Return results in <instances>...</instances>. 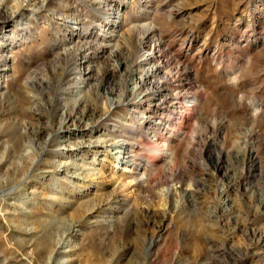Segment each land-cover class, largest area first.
I'll return each instance as SVG.
<instances>
[{"label":"rangeland","instance_id":"1","mask_svg":"<svg viewBox=\"0 0 264 264\" xmlns=\"http://www.w3.org/2000/svg\"><path fill=\"white\" fill-rule=\"evenodd\" d=\"M0 264H264V0H0Z\"/></svg>","mask_w":264,"mask_h":264},{"label":"bare ground","instance_id":"2","mask_svg":"<svg viewBox=\"0 0 264 264\" xmlns=\"http://www.w3.org/2000/svg\"><path fill=\"white\" fill-rule=\"evenodd\" d=\"M11 19V18H10ZM114 25H116V23L114 24ZM155 47V46H154ZM156 50V49H155ZM150 51H152V50H150ZM149 51V52H150ZM156 52V51H155ZM152 53H154V52H151V53H149V54H147V58H146V60H154V58H155V53L154 54H152ZM143 57H145V56H143ZM157 58V57H156ZM152 62H154V61H152ZM157 63V62H156ZM154 65V64H153ZM153 67V66H152ZM152 67H151V69H152ZM155 70H156V68L155 67H153V69H152V71H150V73L151 74H153L154 72H155ZM157 72V71H156ZM71 75H75V76H77V77H80V81H79V84H82L83 83V80H82V77H83V73H82V71L81 72H79V71H77V70H73L72 72H71ZM146 76H147V74H146ZM153 76V75H152ZM155 77V76H154ZM142 82H144L145 81V79H144V81H143V79L141 80ZM155 81V80H154ZM159 85V84H158ZM155 86V85H154ZM156 87H157V85H156ZM164 88V87H163ZM162 88V89H163ZM159 89L161 90V86L159 87ZM150 92V91H149ZM153 94V93H152ZM163 94H164V92H163ZM161 96V95H160ZM112 147H113V150L115 151V153L118 155V158H120V159H122V158H124V157H122V155L124 154V153H131V145L127 142V141H124V140H117L116 142H114L112 145H111Z\"/></svg>","mask_w":264,"mask_h":264}]
</instances>
